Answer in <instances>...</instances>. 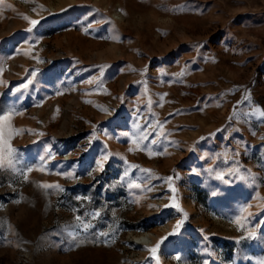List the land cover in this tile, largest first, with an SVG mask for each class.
<instances>
[{
  "label": "rangeland",
  "instance_id": "374dc122",
  "mask_svg": "<svg viewBox=\"0 0 264 264\" xmlns=\"http://www.w3.org/2000/svg\"><path fill=\"white\" fill-rule=\"evenodd\" d=\"M0 81V264H264V0H0Z\"/></svg>",
  "mask_w": 264,
  "mask_h": 264
},
{
  "label": "snow or ice",
  "instance_id": "6c2138e0",
  "mask_svg": "<svg viewBox=\"0 0 264 264\" xmlns=\"http://www.w3.org/2000/svg\"><path fill=\"white\" fill-rule=\"evenodd\" d=\"M68 7H72V5H69ZM66 9H61V11H65ZM25 20H27L29 27L26 29V32L31 33L33 28L39 23L38 20L36 19H30L28 17H24ZM25 43H27V39H25L24 41ZM107 66H98L99 71L101 72V74L104 71V68ZM37 75V71L33 70L31 72V76L27 78V80L24 83H21L18 88H14L12 89L13 92L19 91L21 89H27L32 83H33V77H35ZM0 83H2V81H0ZM104 111H108V109H104ZM257 111L259 112L260 117L264 118V108H258ZM13 113L11 111H3L2 113H0V168H3L5 163H7V166L9 169H17L20 164H21V153L19 152L18 149L12 147L10 140L12 139L13 135L17 133V129L13 128L10 124H8V122L10 121L11 115ZM248 115V114H246ZM6 129V131H5ZM92 138H95V132H93L92 134ZM125 135H127V133H125ZM209 135H214V134H209ZM145 139H147V137H144ZM203 139V137L201 138ZM92 140H89V144H91ZM153 143H155V141H153ZM87 150V149H86ZM110 158L109 154H104L102 153L100 156H98L95 159V167L94 170L96 171H102L104 169L105 166V162ZM203 158V157H202ZM49 159H51V157H49ZM41 162H44V157H40ZM32 168L28 167L24 170V175L25 177L27 176V173L29 171H31ZM43 170V169H41ZM147 171V170H145ZM191 171L193 173L196 172L195 168H192ZM208 171V170H206ZM58 175H62V176H70L72 175L71 172H60L57 173ZM233 174L232 170H229L228 172V177H231ZM88 175L91 176L92 172L89 171ZM125 175H127V173H125ZM217 179L224 181L225 183H230L231 181L229 179L225 178V174L223 172L217 173ZM169 180L172 179V177H168ZM236 179H243L242 177H240L238 174L236 176ZM44 188H52L55 187L57 189H59L60 191H64V189H62L60 187L59 184H48V183H42L41 185ZM140 187L139 184H133V185H129V187ZM169 187L171 188V190L174 192L175 189L172 188L171 185H169ZM214 195L216 193H213ZM77 199H80V197L78 196ZM169 205H165V207H168ZM150 207H152L150 205ZM171 207L173 208H177L179 209V205L177 203H172ZM187 214L185 213V216ZM251 215V213H250ZM77 219H79V217H77ZM184 223L183 219L181 220H177L175 227L173 228V232L169 233L168 235H172L174 234L179 228L180 226ZM261 223H264V221H262ZM85 227H87V225H85ZM249 236L251 237H255L256 236V232L253 230L251 232L248 233ZM166 239V237H161L159 241H157L156 245L152 246L151 248H148L147 250L150 253L151 258L156 261V264H160V260H159V256H158V249L160 248L161 243ZM205 240L207 239V237L204 238ZM175 259H177L178 261L180 260V255L179 253L176 254V256L174 257ZM203 264H209L208 260H204Z\"/></svg>",
  "mask_w": 264,
  "mask_h": 264
},
{
  "label": "bare ground",
  "instance_id": "6f19581e",
  "mask_svg": "<svg viewBox=\"0 0 264 264\" xmlns=\"http://www.w3.org/2000/svg\"><path fill=\"white\" fill-rule=\"evenodd\" d=\"M67 116H68V114H67ZM66 118H65V120H66ZM66 123H67V121L64 122V125L63 126H65ZM136 238L138 240H149V239H151V234L147 232V233L142 234L141 236H136Z\"/></svg>",
  "mask_w": 264,
  "mask_h": 264
}]
</instances>
